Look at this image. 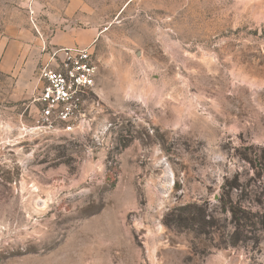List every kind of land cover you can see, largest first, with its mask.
I'll return each instance as SVG.
<instances>
[{"label":"rangeland","instance_id":"374dc122","mask_svg":"<svg viewBox=\"0 0 264 264\" xmlns=\"http://www.w3.org/2000/svg\"><path fill=\"white\" fill-rule=\"evenodd\" d=\"M70 47L95 88L71 132L39 127ZM235 175L242 240L212 200ZM263 196L264 0H0V264H264ZM189 204L214 233L164 225Z\"/></svg>","mask_w":264,"mask_h":264},{"label":"built area","instance_id":"2783aa9c","mask_svg":"<svg viewBox=\"0 0 264 264\" xmlns=\"http://www.w3.org/2000/svg\"><path fill=\"white\" fill-rule=\"evenodd\" d=\"M90 48H59L40 69L36 122L39 127L61 125L71 132L82 115L85 97L95 88L97 67Z\"/></svg>","mask_w":264,"mask_h":264},{"label":"trees","instance_id":"16d2710c","mask_svg":"<svg viewBox=\"0 0 264 264\" xmlns=\"http://www.w3.org/2000/svg\"><path fill=\"white\" fill-rule=\"evenodd\" d=\"M238 180V175H235L230 181L226 180L223 183L221 186L222 193L219 196L217 203L221 204L223 211L230 215V222L233 228L230 236H240L239 240H242V238L246 239L245 236L249 232L245 231L246 228L251 227L248 222L255 224L254 221H257L259 216L251 213L250 209L239 208L232 204L228 205L229 203L226 202L229 200L230 194L234 190L239 192L241 196L247 188H250V185L247 187L245 184H238ZM259 204H264V200L261 201L260 199ZM169 217H172L173 221L168 222ZM164 225L166 227L174 226L179 229L193 231L198 235L214 233V231L210 230H213L216 226L214 212L205 204H189L173 209L170 214H167L164 217ZM242 234L244 237H241Z\"/></svg>","mask_w":264,"mask_h":264},{"label":"water","instance_id":"95a60500","mask_svg":"<svg viewBox=\"0 0 264 264\" xmlns=\"http://www.w3.org/2000/svg\"><path fill=\"white\" fill-rule=\"evenodd\" d=\"M218 198H219V197H218L217 195H214L212 200H213L214 202H217Z\"/></svg>","mask_w":264,"mask_h":264}]
</instances>
